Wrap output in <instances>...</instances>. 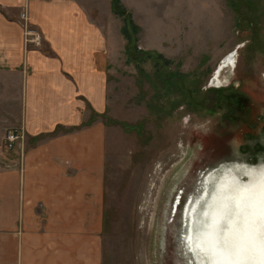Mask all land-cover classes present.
Returning a JSON list of instances; mask_svg holds the SVG:
<instances>
[{
    "label": "rangeland",
    "instance_id": "obj_1",
    "mask_svg": "<svg viewBox=\"0 0 264 264\" xmlns=\"http://www.w3.org/2000/svg\"><path fill=\"white\" fill-rule=\"evenodd\" d=\"M128 1L138 50L114 53L107 109L85 122L105 126L102 264H200L187 202L264 162V0Z\"/></svg>",
    "mask_w": 264,
    "mask_h": 264
},
{
    "label": "crops",
    "instance_id": "obj_2",
    "mask_svg": "<svg viewBox=\"0 0 264 264\" xmlns=\"http://www.w3.org/2000/svg\"><path fill=\"white\" fill-rule=\"evenodd\" d=\"M114 20L111 0H0V264H102L105 126L85 122L125 50Z\"/></svg>",
    "mask_w": 264,
    "mask_h": 264
},
{
    "label": "bare ground",
    "instance_id": "obj_3",
    "mask_svg": "<svg viewBox=\"0 0 264 264\" xmlns=\"http://www.w3.org/2000/svg\"><path fill=\"white\" fill-rule=\"evenodd\" d=\"M224 63L220 71L234 64L235 58L231 55ZM240 169L249 175V180L243 181L233 169L225 170L204 207H200V201L207 190L186 206L185 219L190 230L185 238L200 264H264V229L258 221L254 222L264 200V164ZM180 201L181 196L177 204ZM198 210L200 215L195 214Z\"/></svg>",
    "mask_w": 264,
    "mask_h": 264
},
{
    "label": "trees",
    "instance_id": "obj_4",
    "mask_svg": "<svg viewBox=\"0 0 264 264\" xmlns=\"http://www.w3.org/2000/svg\"><path fill=\"white\" fill-rule=\"evenodd\" d=\"M111 3L113 12L123 19L121 32L126 39L125 52L130 54L132 49L137 51L138 47L135 43L136 38L133 37V32H137L139 30V26L135 24L131 14L123 6L121 0H111ZM158 58H163V55L158 54Z\"/></svg>",
    "mask_w": 264,
    "mask_h": 264
},
{
    "label": "built area",
    "instance_id": "obj_5",
    "mask_svg": "<svg viewBox=\"0 0 264 264\" xmlns=\"http://www.w3.org/2000/svg\"><path fill=\"white\" fill-rule=\"evenodd\" d=\"M21 17L25 22L28 21V13L26 10L21 13ZM26 37H27L26 39L27 41L40 44L41 36L34 30H31L30 28H27L26 30ZM23 139H24L23 132L14 129L9 130L5 137L4 147L7 150H11L15 147L17 143L23 141Z\"/></svg>",
    "mask_w": 264,
    "mask_h": 264
},
{
    "label": "snow or ice",
    "instance_id": "obj_6",
    "mask_svg": "<svg viewBox=\"0 0 264 264\" xmlns=\"http://www.w3.org/2000/svg\"><path fill=\"white\" fill-rule=\"evenodd\" d=\"M262 193H264V187H262ZM255 221H258L261 228L264 229V200H262L259 213L254 216V222Z\"/></svg>",
    "mask_w": 264,
    "mask_h": 264
},
{
    "label": "water",
    "instance_id": "obj_7",
    "mask_svg": "<svg viewBox=\"0 0 264 264\" xmlns=\"http://www.w3.org/2000/svg\"><path fill=\"white\" fill-rule=\"evenodd\" d=\"M264 164V162L262 163V164H260V165H263ZM260 165H253V166H256V167H258V166H260ZM248 175V174H247ZM241 178V177H240ZM219 179V178H218ZM242 179V178H241ZM243 181H244V179H242ZM246 180H249V175H248V178L246 179ZM181 202V201H180ZM178 203V202H177ZM180 204V203H179ZM179 204H175V208L177 209V207H178V205ZM189 203L187 202V204H186V206L188 205Z\"/></svg>",
    "mask_w": 264,
    "mask_h": 264
}]
</instances>
